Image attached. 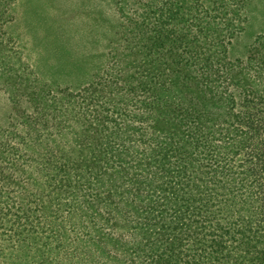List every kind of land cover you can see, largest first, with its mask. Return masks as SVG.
Returning <instances> with one entry per match:
<instances>
[{"label":"trees","instance_id":"trees-1","mask_svg":"<svg viewBox=\"0 0 264 264\" xmlns=\"http://www.w3.org/2000/svg\"><path fill=\"white\" fill-rule=\"evenodd\" d=\"M251 2L114 0L111 61L102 73L83 71L77 80L92 81L83 89H65L66 107L39 113L76 115L80 135L62 121L53 131L20 123L0 132L3 263L69 264L72 233L93 253L78 264H264V122L248 115L253 100L239 99L264 102V64L256 82L250 48L228 58ZM7 47L0 42V68L11 64ZM102 152L109 171L98 168ZM13 174L20 182L3 183ZM197 199L212 213L200 225Z\"/></svg>","mask_w":264,"mask_h":264},{"label":"rangeland","instance_id":"rangeland-1","mask_svg":"<svg viewBox=\"0 0 264 264\" xmlns=\"http://www.w3.org/2000/svg\"><path fill=\"white\" fill-rule=\"evenodd\" d=\"M114 9V0L113 2L111 0H0V42L7 44V55L12 58L10 65L0 68V132L12 131V126L20 123L23 127H25L23 123L28 126L41 124L47 127V130L53 131L57 129V122L62 121L65 125L74 126L73 132L80 135L79 117L76 115L64 113L60 120H57L49 116L42 118L39 113L45 109L44 107L49 108V105L66 107L67 104L62 99L65 89L75 93L92 82L85 77L77 80L84 74L83 71L99 74L105 70L113 56L110 40L116 33L115 26L118 23ZM244 14L247 21L236 25L237 37L230 47L228 58L231 61L242 59L247 56L250 48L248 54L254 57L252 60L255 61L248 71L254 81L259 82L257 72L260 65L264 64V0H252L247 10L243 12L242 18ZM109 31L111 34L107 38L106 34ZM119 37L121 38V32ZM118 41L119 39L114 43L116 52L124 50V44ZM259 60L262 61L259 63ZM261 67L264 70V66ZM240 93V105L244 104L245 96L253 100L249 105L248 115L258 118L254 120L258 126H263L264 118L257 115L256 106H264V102H260L258 97H252L241 91ZM249 98L246 100L249 101ZM105 142L104 138L101 139L95 144V150L98 152L100 148H104ZM241 148L243 150V147ZM22 149L25 152L28 150L27 147ZM9 153L10 160L15 162L17 153H14V150ZM97 158L100 160L99 170L109 171L110 167L105 163L106 152L98 153ZM240 159L243 163V158ZM88 166L93 171H97L94 163L89 162ZM76 167L84 168V163ZM13 176L10 180L4 179L3 183L20 182V175L13 174ZM101 190L98 189L100 194ZM94 193L97 194L95 191ZM118 193L117 189V195ZM29 200L34 202L37 199L29 197ZM216 205L220 206V203L216 202ZM139 207L146 208V206ZM17 208L21 209L22 205ZM192 208L193 214H200L195 218L198 225L207 218L204 214H212L207 210L205 201L200 199L194 201ZM32 209L37 207L34 205ZM12 212L19 211L15 209ZM24 212L29 213V211ZM183 216L188 217L185 214ZM111 220L114 223L120 221L112 217ZM193 228L201 230L199 226ZM117 232L120 233L121 230ZM68 237L69 240L64 242L67 249L65 251L70 256L69 264H78L81 258L93 254L90 251L91 247H81L76 243L74 234L69 233ZM0 264L5 263L0 259Z\"/></svg>","mask_w":264,"mask_h":264}]
</instances>
